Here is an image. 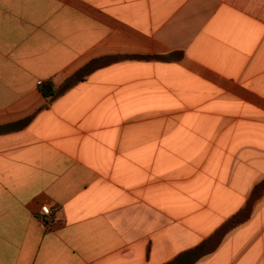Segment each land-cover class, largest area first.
I'll list each match as a JSON object with an SVG mask.
<instances>
[{"label":"crops","instance_id":"1","mask_svg":"<svg viewBox=\"0 0 264 264\" xmlns=\"http://www.w3.org/2000/svg\"><path fill=\"white\" fill-rule=\"evenodd\" d=\"M263 180L264 0H0V264H184Z\"/></svg>","mask_w":264,"mask_h":264},{"label":"trees","instance_id":"2","mask_svg":"<svg viewBox=\"0 0 264 264\" xmlns=\"http://www.w3.org/2000/svg\"><path fill=\"white\" fill-rule=\"evenodd\" d=\"M131 59H143L144 57L139 56H128ZM103 64L99 60H94L83 69H81L74 77L71 79L74 83L84 80L93 71L101 68ZM40 91L47 100H52L58 95L59 88L54 81H48L40 86ZM31 121V118L25 119L19 123H15L9 126L8 130H18L20 128L26 127ZM264 197V180L258 183L254 190L252 191L249 199L247 200L245 206L233 216L226 224H224L210 239L204 242L200 247L191 250L183 254L180 259L184 260V264H194L202 257L214 252L222 243L225 236L237 228L238 226L247 222L253 215L254 209L260 200Z\"/></svg>","mask_w":264,"mask_h":264},{"label":"built area","instance_id":"3","mask_svg":"<svg viewBox=\"0 0 264 264\" xmlns=\"http://www.w3.org/2000/svg\"><path fill=\"white\" fill-rule=\"evenodd\" d=\"M45 209H47L48 211H44ZM57 208L55 209H52L51 207L47 206V205H44L41 207V214L44 216V219L47 223H50L52 222V214L54 212H57Z\"/></svg>","mask_w":264,"mask_h":264},{"label":"snow or ice","instance_id":"4","mask_svg":"<svg viewBox=\"0 0 264 264\" xmlns=\"http://www.w3.org/2000/svg\"><path fill=\"white\" fill-rule=\"evenodd\" d=\"M44 211H48L47 209H45ZM149 253H150V250H149ZM149 260H150V254H149ZM177 259H179V257H177Z\"/></svg>","mask_w":264,"mask_h":264}]
</instances>
